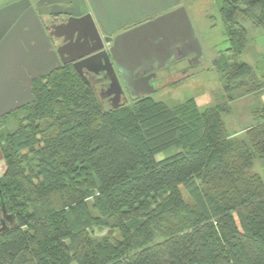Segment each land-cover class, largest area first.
Listing matches in <instances>:
<instances>
[{
	"label": "trees",
	"instance_id": "16d2710c",
	"mask_svg": "<svg viewBox=\"0 0 264 264\" xmlns=\"http://www.w3.org/2000/svg\"><path fill=\"white\" fill-rule=\"evenodd\" d=\"M220 17L232 60L245 22L264 30V0H223ZM222 69L204 110L149 96L103 109L72 67L34 80L33 102L0 119V264H264V105L237 131L232 110L264 78Z\"/></svg>",
	"mask_w": 264,
	"mask_h": 264
},
{
	"label": "water",
	"instance_id": "95a60500",
	"mask_svg": "<svg viewBox=\"0 0 264 264\" xmlns=\"http://www.w3.org/2000/svg\"><path fill=\"white\" fill-rule=\"evenodd\" d=\"M78 1V5L81 4L80 1L83 3V0ZM88 2L94 18L93 21L92 17L88 16V25L95 32L99 45L67 59L64 63H73L81 76V62L101 54L105 55L104 63L107 65L111 80V91H108V95L114 93L113 98L117 95L113 89L120 93L122 91L110 58L132 99L149 96L156 91L157 87L149 83L155 76L153 74L155 68L188 57L191 66L199 63L203 55L202 47L188 13L181 5V0H88ZM65 4L73 5L70 1H66ZM21 5V2H17L0 9V37L11 28L0 42V119L32 103L33 81L47 78L60 69L58 55L63 57L59 50L57 53L53 50L36 18L35 27L26 22L28 12L17 9ZM31 11L34 14L33 9ZM84 13L83 10L68 14L75 19ZM33 16L35 17V14ZM150 18L153 19L147 20ZM95 23L106 38H111L114 33L126 27L140 24L117 34L113 39H103L97 33ZM32 29L37 31V38H25L23 34L31 33ZM77 44L67 43L65 46ZM80 45L84 47L91 44L83 41ZM105 45H108L107 49ZM25 47L30 50L29 53ZM91 54L94 55L91 57ZM138 72L145 77H138ZM113 106L117 108L116 104ZM0 213L5 220H11L6 214L1 190ZM0 223L4 225L3 220Z\"/></svg>",
	"mask_w": 264,
	"mask_h": 264
},
{
	"label": "rangeland",
	"instance_id": "374dc122",
	"mask_svg": "<svg viewBox=\"0 0 264 264\" xmlns=\"http://www.w3.org/2000/svg\"><path fill=\"white\" fill-rule=\"evenodd\" d=\"M4 1L0 0V3ZM222 4L223 0L181 1V5L185 7L200 42L203 55L197 65L191 66L188 61L187 63L178 64L176 69L171 70L170 77L167 80L165 79V84L156 86V91L149 95L154 101L164 103L167 106H174L188 99H193L202 110L212 106L216 99L225 95L221 85L224 62L245 61L256 69L258 76L260 75L264 78V30L250 23L245 22L243 24L247 30L248 40L242 50V54L234 56L235 59L232 58V60L225 61V57L230 54L228 52L230 44L225 24L220 17ZM85 74L89 76L95 87L92 90L101 107L103 109H116L113 106L114 104L111 103L114 95H108L107 92L110 88V81L101 89L90 75ZM122 93L123 97L116 104L117 108L130 105L132 101L136 100L130 99L128 92L124 88ZM238 94L239 92L235 93V95ZM109 96L111 99H108L110 98ZM240 102H242V111L238 110L236 105L232 107L233 114L236 117V123L233 126L235 131L241 129L242 123L239 117L241 114L264 105V91L253 97H244L242 101L240 99ZM174 152V149H169L158 154L155 158L160 161L174 154ZM263 168L264 162H256L252 172L262 174ZM1 220L0 213V222ZM8 222L12 224L11 220ZM2 227L4 226L1 225L0 230H2ZM105 233L106 230L100 227H94L89 230V236L93 239H99Z\"/></svg>",
	"mask_w": 264,
	"mask_h": 264
},
{
	"label": "flooded vegetation",
	"instance_id": "af4514ba",
	"mask_svg": "<svg viewBox=\"0 0 264 264\" xmlns=\"http://www.w3.org/2000/svg\"><path fill=\"white\" fill-rule=\"evenodd\" d=\"M66 1H70L73 5L70 6L65 4ZM17 2H21L22 4L17 9H24L26 13L28 12L26 17V22L32 25L33 27H35V18H36L41 28L43 29L49 43L51 44L53 50L56 53L59 50V53L63 54L62 58L60 57V55H58L59 60L61 62L60 69L63 67H72L73 69L76 70V68L73 66V63H64V61H66L71 57L83 54L88 50H90L91 48H94L99 45L95 32L88 25L89 22L88 16H91L94 21L91 6L88 0H83L84 4L82 3V1H80L81 2L80 5H78L79 3L78 0H5L4 2L0 3V9H5L8 6ZM31 9H33L35 17L33 16L34 14L32 13ZM83 10L85 11V13L75 19L68 14L69 12L78 13ZM151 19L153 18L147 20H151ZM139 24L126 27L125 29L117 33H114L111 36V38L104 37L102 35L100 27L96 23H95V27L100 37H102L103 39H113L117 34L126 31L128 29H131ZM10 29L7 30V32L0 37V42L7 36ZM75 30L76 32H74ZM32 31L29 34H23V36L25 38H33V37L37 38V31L35 29L34 30L32 29ZM83 41H88L90 42L91 45L82 47L80 43ZM74 42H77L78 44L76 46L74 45L68 47L65 46L67 43L73 44ZM105 48L107 49L108 45H105ZM26 50L28 53L30 52L29 49L26 48ZM93 55L94 54H91V57ZM104 58L105 55L101 54L98 57L87 59L81 62L80 64L81 78H83L84 79L83 81L92 89L95 87L93 86V83L91 82L89 76H86L85 73L90 75L92 79L95 81V83H97V85L101 87V89H103L104 86L109 83V81L111 84L110 74L106 69L107 65H105L104 63ZM188 60L189 57L183 58L181 60H173L171 63L163 67L155 68L153 71V74L155 76H153L149 80V83L155 86L164 85L166 82L165 79L167 80V78L170 77L171 70L176 69L178 64H181L183 62L187 63ZM110 63L112 65L115 77L118 80V83L121 87V91L124 88L128 92L130 99H132L130 96V92L125 88L124 83L122 82L120 75L117 72L111 58H110ZM42 69L43 68H40V70ZM137 74L139 75L138 77L141 78L145 77L144 74H142L141 72H138ZM113 90L115 91V95L117 94L116 97L111 99V97L109 96L110 98L108 99H111V103L115 105L118 104V102H120L121 98L123 97V93L122 92L120 93L119 91L117 92V90L115 89ZM108 91H111V87L108 89ZM141 97H147V96H140L139 98ZM14 112H11L10 114H7L4 117H7Z\"/></svg>",
	"mask_w": 264,
	"mask_h": 264
}]
</instances>
